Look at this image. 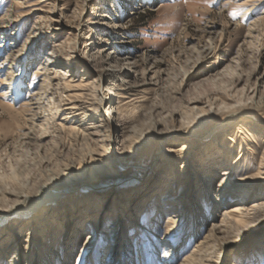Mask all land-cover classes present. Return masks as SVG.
Returning <instances> with one entry per match:
<instances>
[{
	"label": "rangeland",
	"instance_id": "obj_1",
	"mask_svg": "<svg viewBox=\"0 0 264 264\" xmlns=\"http://www.w3.org/2000/svg\"><path fill=\"white\" fill-rule=\"evenodd\" d=\"M22 191L0 264H264V0H0V213Z\"/></svg>",
	"mask_w": 264,
	"mask_h": 264
},
{
	"label": "bare ground",
	"instance_id": "obj_2",
	"mask_svg": "<svg viewBox=\"0 0 264 264\" xmlns=\"http://www.w3.org/2000/svg\"><path fill=\"white\" fill-rule=\"evenodd\" d=\"M50 56V55H49ZM51 57H52V54H51ZM54 63L50 60H48V64L47 65H53ZM121 70V69H120ZM120 70H118L117 72H120ZM112 72V71H111ZM57 73L54 74V77H56ZM54 77H52V79H54ZM45 79H47V81L51 78L49 77H45ZM252 100V99H251ZM240 102V101H239ZM194 103V102H193ZM258 103V102H257ZM194 104H197L196 102ZM263 104V103H262ZM214 104H211L209 109L204 111V110H200L198 107H196V105H191L189 107V114L186 115L187 117H185L183 119V121H181V127H179L180 129H176L174 131H167V132H164L162 133V135L164 134H174V133H181V134H190V128H189V125H190V120L193 118V119H197L198 117H202L204 115H207V114H218L220 113L221 111L224 112L226 114V117H225V121L227 123H230L232 121V119H234V117L236 115H241L242 114V110L243 109H239L236 107L235 104H221V105H216L217 107H213ZM260 105V104H259ZM261 106V105H260ZM54 107V106H53ZM258 107V106H257ZM69 110V109H67ZM194 112V116L192 115L191 116V113ZM182 117V116H181ZM180 148H177L176 150H179ZM182 150V149H181ZM177 152L175 151V149L173 150H170L169 151V155L171 156H174V153ZM228 162V160L226 159V163ZM230 169H225V170H222V172L220 173V177L218 179V182L216 184L217 186V191L219 192V194L223 195L224 192H226L225 194L227 196H225V198H240L239 199V202H238V205L237 207L234 208V213L235 214H239V215H242L243 212L245 211V208H244V201L246 200V195H244V189L242 188V182H245L244 181H230ZM173 188V187H172ZM173 191H171L172 193ZM15 198L14 200V204L11 208H9L8 210L0 213V223L1 222H6L7 220L9 219H12V218H25V217H31L33 215H35L36 213H38L45 205L48 204V201H46L44 198H47V199H50L49 197L51 196L50 193H44L42 199H35L34 197L30 196V194H28L27 192H19L17 194H12ZM243 197V199H242ZM225 198H223L222 200H225ZM99 201H102V199H100ZM238 201V200H237ZM102 203V202H101ZM101 203H99V206L98 209L100 210V213L104 210V208L101 207ZM224 205H228V203H224ZM252 207L254 209H258L260 207V205L258 204H253ZM224 210H227L224 208ZM107 210H105L104 212L106 213ZM224 221L227 220V219H230L232 217V215L228 212H224ZM34 220L31 221V222H28L26 225H28L29 227H31V224H34ZM89 223L91 224V226H93L94 228H97L99 227V221L96 220L95 218L93 219H90L89 220ZM12 227V226H11ZM115 228V227H114ZM16 230H21L20 228H16ZM31 230V234L33 233V228L30 229ZM220 231L221 229H219V227L217 226H213L210 231H209V234L205 236L204 240H202L199 245H197V249L198 247L200 246L201 250H195L194 253H198L200 257H205L207 256V253L209 252V249H210V241H213L214 238L213 237V234H211L210 232L211 231H214L215 234H219V233H222V232H217V231ZM114 234V233H113ZM17 235L16 237H18L19 235L18 234H15ZM7 237L3 238L0 243H3V241L6 239ZM87 238V241L91 239V235L86 237ZM216 239V238H215ZM27 242L31 243L32 242V236L29 237V239H27ZM17 245L18 243L17 242H13V247H16L17 248ZM1 246V244H0ZM212 250V249H211ZM171 254L169 251H165V254H164V257L167 258L169 257ZM191 256V255H190ZM193 256V255H192ZM198 258V257H197ZM13 260L16 262L18 261V258L15 257L13 258ZM188 260V258L181 264H186L185 262ZM207 261V260H206ZM190 262V261H189ZM196 263V262H195ZM203 263V262H202ZM188 264V263H187Z\"/></svg>",
	"mask_w": 264,
	"mask_h": 264
}]
</instances>
